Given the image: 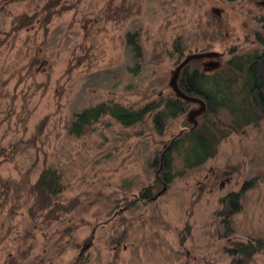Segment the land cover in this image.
Segmentation results:
<instances>
[{
    "label": "rangeland",
    "instance_id": "1",
    "mask_svg": "<svg viewBox=\"0 0 264 264\" xmlns=\"http://www.w3.org/2000/svg\"><path fill=\"white\" fill-rule=\"evenodd\" d=\"M261 2L0 0V264H232L227 248L264 239V121L233 132L202 167L187 170L173 154L170 184L150 203L134 200L158 177L152 164L165 144L201 121L198 105L163 134L153 117L126 128L107 116L81 137L67 131L85 108L175 97L177 39L185 56H221L193 64L208 71L231 49H262ZM46 168L63 173L65 189L49 201L36 191ZM249 178L235 235L223 239L219 199ZM249 264H264V250Z\"/></svg>",
    "mask_w": 264,
    "mask_h": 264
},
{
    "label": "trees",
    "instance_id": "2",
    "mask_svg": "<svg viewBox=\"0 0 264 264\" xmlns=\"http://www.w3.org/2000/svg\"><path fill=\"white\" fill-rule=\"evenodd\" d=\"M257 42L262 49L254 52L239 54L236 49H231L229 60L216 70L208 71L204 65L193 67V64L208 57L190 60L181 69L177 79L178 89L182 95L174 91L175 97L158 99L139 109L110 102L98 104L94 108H85L75 115L67 131L71 135L81 137L107 116L126 128L145 122L147 117H153L156 132L163 134L169 122L181 118L192 105H198L200 110L204 107L200 113L201 121H197L196 124L185 122V129L165 144L164 151L159 153L152 164L156 167V171L161 169L158 177L153 184L143 187L134 200L144 203L153 202L163 186L170 184L168 173L174 166L173 154L179 156L183 167L187 170L202 167L216 155L221 142L233 132L242 131L250 126L257 127L264 121V35L257 37ZM127 43L133 52V58L140 63L143 59V51L139 32L129 33ZM174 48L178 56L177 68L187 57L205 54L200 52L185 56L186 48L181 39L175 40ZM214 65L215 63L211 64V67ZM167 149L168 151L165 152ZM255 181L249 178L238 190H231L219 199L220 208L217 210V215L221 219L223 239L235 235L234 218L241 213L242 201L255 187ZM64 190L61 171L49 168L42 171L36 183V191L40 196H44L49 201L57 198ZM262 250H264V239L260 238L234 243L232 248H227L232 264H249ZM87 261L88 258L79 257L76 264H87Z\"/></svg>",
    "mask_w": 264,
    "mask_h": 264
},
{
    "label": "water",
    "instance_id": "3",
    "mask_svg": "<svg viewBox=\"0 0 264 264\" xmlns=\"http://www.w3.org/2000/svg\"><path fill=\"white\" fill-rule=\"evenodd\" d=\"M212 56H215V54H197V55H192V56H189L187 57V59H185L182 64L177 68V70L174 72V75H173V78H172V81H171V85H172V88L174 91H176L177 93H179V95H182L180 92H179V89H178V85H177V79H178V76L181 72V69L190 61V60H193V59H197V58H204V57H212ZM204 110V107L202 108V110L198 111L195 113V115H198L200 114L202 111ZM191 119H193V117L191 116ZM196 124V122H195ZM168 150V149H167ZM161 169L159 170V173H160ZM167 190V186H164V188L162 189L161 192H159V194L156 196H160L161 194H163L165 191Z\"/></svg>",
    "mask_w": 264,
    "mask_h": 264
},
{
    "label": "flooded vegetation",
    "instance_id": "4",
    "mask_svg": "<svg viewBox=\"0 0 264 264\" xmlns=\"http://www.w3.org/2000/svg\"><path fill=\"white\" fill-rule=\"evenodd\" d=\"M263 4V2H261ZM264 5V4H263Z\"/></svg>",
    "mask_w": 264,
    "mask_h": 264
}]
</instances>
